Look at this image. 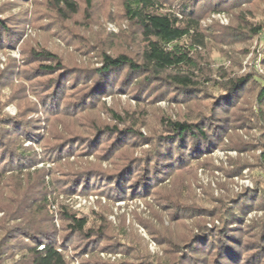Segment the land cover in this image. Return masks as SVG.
<instances>
[{
    "label": "rangeland",
    "instance_id": "374dc122",
    "mask_svg": "<svg viewBox=\"0 0 264 264\" xmlns=\"http://www.w3.org/2000/svg\"><path fill=\"white\" fill-rule=\"evenodd\" d=\"M74 1L79 4V12L65 21L54 8L53 0H0V20L16 33L14 41L5 39L0 43V122L25 117L34 122L40 136L36 141H30L24 131L10 135L12 145L25 149L27 155L39 163L34 168L29 169L27 165L22 169L24 177H20L16 169L8 171L0 182V264L22 262L28 241L18 238L8 242L14 229L37 231L54 225L59 236H64L67 232L66 224L61 222V212L65 210L88 218L89 226L107 218L112 227L104 242L108 247H99L93 255L81 252L84 243L77 237L66 248L59 240V251L70 264L126 263L132 247L138 245L132 231L144 241L152 256L161 258L165 252L149 232L156 234L154 230H162V225L168 231L169 242L179 240V250L175 247L177 252L181 250L179 242L190 240L192 231H196L202 221L207 223L208 231L221 233L226 213L240 217V224L234 225L236 229L252 232L255 228H262L264 171L259 157L264 152V129L255 118L258 90L255 85L251 87L248 84L238 91L223 93L218 85L246 80L249 76L264 82V30L259 34L251 31L253 24L258 23L264 29V0L229 5L221 12L197 9L203 14L200 25L205 45L197 46L195 57L209 78L204 86L205 93L199 95L197 101L183 102L164 87L152 93L144 88L142 95L137 96L133 90V76L125 91L118 90L121 79L117 80L116 89L106 96L97 97L101 98L98 102L94 98L90 103H94L93 106L87 107L89 103H84L81 108L71 111V104L89 94L90 89L68 77L64 79L60 109L55 116L49 117L42 103L50 97L49 93L42 94L48 88L44 86L47 80L52 78V83H56L57 79L72 74L74 70L81 74L87 71V75H92L90 70L102 67L100 58L103 53L111 57L127 54L138 60L143 50L139 30L125 19L120 0H93L90 9H87L86 0ZM183 2L186 0H173V5ZM44 50L57 55L68 70L64 73L66 75L40 77L43 73L39 67L49 63L36 61L33 52ZM139 80L142 81L143 77ZM223 106H227L228 119L226 114L216 113ZM200 111L205 116H219L221 122L226 120L222 142L212 152H205L207 154L203 157L186 163L171 174L164 182L168 187L166 190L118 201L109 199L99 189L95 193L70 190V182L74 179L70 176L83 168L109 172L114 170L117 162L140 158L152 151L155 131L163 116L176 120L193 117ZM114 128L121 131L110 132L113 135L107 133V129ZM132 128L140 131L141 139L135 141L130 138L128 133ZM9 129L13 130L9 133L17 132L13 125ZM94 129L101 130L98 136L94 135ZM88 140H92L95 146L91 150L86 147ZM72 143L74 147L70 149ZM113 143L118 147L111 148ZM64 146L70 150H65L58 162L56 154ZM9 168H13L12 164L7 170ZM35 170L44 172V176H27ZM92 175L96 178L104 176L100 172H91ZM42 177L49 185V188L46 186L49 204L39 198L41 211L23 213L20 201L25 200L23 206L27 210L33 206L31 203L38 198L37 191L33 190L38 189L39 192L38 181ZM186 184L189 192H180L179 187ZM173 190L177 196L188 198L186 204L190 208L187 211L178 214L168 211L171 207L183 210L185 202L177 205L176 201H171L170 198H175L174 192H170ZM251 198L257 202L248 203ZM242 207L246 212L241 211ZM204 210L216 214L209 217L208 211L205 213ZM147 223L148 227L145 226ZM225 234L223 231L219 235ZM171 251L173 253L174 249Z\"/></svg>",
    "mask_w": 264,
    "mask_h": 264
},
{
    "label": "trees",
    "instance_id": "16d2710c",
    "mask_svg": "<svg viewBox=\"0 0 264 264\" xmlns=\"http://www.w3.org/2000/svg\"><path fill=\"white\" fill-rule=\"evenodd\" d=\"M250 1L186 0V2L175 6L173 5V0H120L125 19L139 30V37L143 43V50L139 59L136 60L127 54L111 57L103 53L100 58L102 67L90 70L93 72L92 75L88 74L90 75L88 76L87 73L89 72L87 71L81 74L74 70L72 74L64 76L66 75L64 73L68 70L60 62L56 54L47 50L33 52L36 61L49 63L48 65L42 64L39 67L38 70L43 73L40 77L50 78L58 74H62L65 77L57 79L56 83H52V78L45 82L44 86L48 88L42 91V94L49 93L50 97L42 101L43 106L48 111L49 117L58 113L61 103L59 99L64 94L62 89L65 87L64 83L68 77L75 80L74 82L79 85H85L86 88L90 89L89 94H85L83 98H81L82 96L79 97L74 104H71V111L81 108L84 103H89V105H86L87 107L93 106L94 103H90L94 101V98L106 96L116 89L117 80L121 79L118 84V90L121 92L125 91L133 76L135 80L133 90L137 96L142 95L144 88L152 93L164 87L176 99L183 102L197 101L199 95L205 93V83L209 82V78L206 76L207 73L200 68L201 66L195 57L197 46L205 45L204 34L200 25V17L203 14L198 12L197 9L208 8L215 12H221L229 5L238 6ZM92 3L93 0H86L87 9L92 7ZM53 6L65 21L72 19L79 12V4L74 0H53ZM263 30L262 24L259 23L253 24L251 28V31L255 34H259ZM15 35V31H12L4 21L0 20V43L5 39L9 42L10 40L14 41ZM141 77H143L142 81L139 80ZM248 84L251 87L255 85L258 90L254 104L257 115L255 118L259 124L263 125L264 129V82H260L255 76H249L246 80L229 81L218 86L219 90L226 93L238 91L245 88ZM69 94L71 95V92ZM187 97L190 100H186ZM100 99L97 98V102ZM218 107L217 109H219ZM226 107L223 106L216 113L220 115L226 114L227 116L225 117L228 119L229 113L226 112ZM225 121L221 122L219 116L215 117V114L205 116L201 111L195 113L193 117L186 116L183 119L176 120L163 116L155 131V137L153 138L155 146L152 151L140 158L117 162L114 170L109 172L102 169L83 168L70 176L74 179L70 182L69 188L72 191L81 190L79 193L88 191L95 193L99 189L100 192L106 193L108 198L114 201L135 196H145L153 194L155 191L160 193L161 190L168 188L164 185V182L171 174L183 168L186 163L203 157L207 154L205 152H212L214 148L220 145L222 142L221 138L225 132L223 125ZM229 123L231 122L229 121ZM11 125L14 126V130H17V132L9 133L13 131L9 129ZM94 130V135L97 134V136L101 132V130ZM21 131L25 132L27 140L30 141H36L40 137L36 133L34 122L27 120L25 117H20L18 120H12L11 118L0 122V182L8 171L14 172V169H16L21 177L23 176L22 169H25L27 165L31 169L39 163V161L33 160L31 156L27 155L25 149L12 145L13 141H11L10 135H15ZM119 131H121L119 128L107 129V133ZM110 134L113 135L112 133ZM128 135L135 141L138 140L137 138H142L140 131L135 130V128H132ZM86 142L87 149L91 150L95 147L92 140ZM117 145V143H113L111 148H116L118 147ZM73 147L74 144L72 143L70 149ZM67 149H69L68 146H64L63 149L59 148L56 154L58 156L56 161L59 162L63 158L62 155ZM259 161L264 171V152L259 157ZM11 164L13 168L7 170ZM91 172H100L104 176H102L103 178H96V176H90ZM34 174L44 176V172L38 170H35L34 173L29 172L27 176L30 177ZM172 185H175V183ZM38 186L39 192L37 188V190H33L37 191L36 195L38 198L33 200V203H31L33 206H30L29 210L23 206L25 200L22 199L20 201V207L22 208L20 210L22 212L25 211L27 214H32L33 211H41L42 204L39 198L41 201H49L47 198L49 185L44 177L38 181ZM179 188L180 192L181 190H186L188 193L190 190L187 184L181 185ZM170 192L172 194L174 190ZM172 195L175 198L172 197L170 200L176 201L175 204L179 205L182 201V205L185 202L184 206H182L183 210H179V208H177L178 210H173L171 207V210L168 211H174V214H178L190 208L186 204L188 202L187 197L182 198L180 194L177 196L176 191ZM165 201L167 203V199ZM243 201L241 202L242 204ZM254 202H257V200L253 198L248 203ZM245 207H242V212H246L244 210ZM204 212H207L209 217H212L215 213L211 210H204ZM16 213L18 214L19 210ZM52 219L53 217L51 216ZM240 221V217H234L232 213L231 215L226 213V222L224 226L222 223L221 230L219 229L221 233L219 234L225 231L227 236L226 234L224 236L215 234L218 233L216 232L217 230L208 231L207 223L202 221L197 225V232L192 231L190 240L179 242L181 250L178 252L175 251V247L178 248L179 240L173 243L169 242L168 231L161 224L164 232L159 228L154 230L156 234L149 232L165 252V255L161 258L152 256L144 246V241L132 231V236L138 245L132 247V253L128 254V261L124 264H132L134 260L136 261L133 262L134 264H243L244 262L264 264V226L255 228L252 232L247 229L246 232L241 228H235L234 225L240 224ZM47 222L49 223V220ZM61 222L66 224L65 231L67 232L62 237L59 236V232L56 231L54 225L37 231H28L25 228L13 230L14 234L8 238V242L12 243L13 240L18 238L28 241L25 244L21 264H70L62 252L59 251V240L62 241L64 248H66L68 243L73 242L74 238L77 237L84 243V248L81 252L90 255H93L99 247L102 249L108 247L104 246V242L108 239L109 235L107 233L112 227L107 218H103L101 222L94 224V226H89L90 221L88 218L80 216L76 212L65 210L61 212ZM148 225L147 223L145 226L148 227ZM150 228L152 229V227ZM15 234L16 236H13ZM227 239H229L228 242ZM118 243L120 246L123 245L121 242ZM173 249L174 252L172 253L171 250ZM96 264L105 263L99 261Z\"/></svg>",
    "mask_w": 264,
    "mask_h": 264
}]
</instances>
